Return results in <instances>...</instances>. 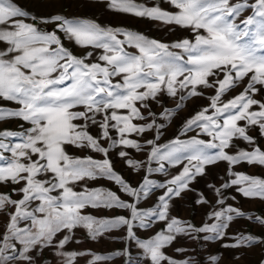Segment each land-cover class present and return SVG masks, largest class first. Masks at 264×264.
<instances>
[{
  "label": "snow or ice",
  "instance_id": "6c2138e0",
  "mask_svg": "<svg viewBox=\"0 0 264 264\" xmlns=\"http://www.w3.org/2000/svg\"><path fill=\"white\" fill-rule=\"evenodd\" d=\"M72 2L191 29L195 42L183 39L168 45L91 19L62 13L33 15L15 0H0V43L4 45L0 47V123L22 122L19 131L0 130V215L7 216L0 232V264H41L45 250L60 258L59 264H77L86 255L91 256L88 264L113 259L65 251L76 229H84L92 241L123 230L125 240L142 250L148 264H197L193 258L178 261L166 254L165 249L180 236L199 239L200 233H206L210 235L205 240L229 238L230 243L222 244L228 250L264 246V237L253 234L228 237V228L238 218L264 228V217L232 205L213 211L209 219L214 222L201 227L169 215L170 201L190 190V183L205 174L206 166L218 162H226L228 175L234 177L223 189L234 187L244 198L264 201V178L232 170L240 164L264 168V150L258 143V138L264 139V0H162L175 12L161 8L160 0L151 7L135 0ZM246 11L251 14L243 16ZM64 40L82 49H101L98 59L103 63L87 62L92 52L75 55ZM170 48L181 50L187 59ZM117 76L122 84L112 83ZM238 87L242 90L237 95L226 102L222 99ZM203 89L214 92L208 97L210 104L185 121L180 135L198 129V135L210 140L177 137L158 145L165 125L157 121L171 122L189 100L205 96ZM161 95L178 99L175 109L153 112L152 103L161 105ZM6 103L15 107H5ZM93 127L99 129L95 136L90 132ZM146 133L154 138L144 143L135 139ZM236 140L250 150L230 154L237 148ZM148 146L146 162L129 158L128 150L143 152ZM70 148L102 154L104 159L74 156ZM115 149L129 168L145 171L136 187L114 170L109 154ZM183 161L187 164L182 171L166 183L149 178L153 173L167 174L165 162L175 166ZM153 162L158 167L153 168ZM98 179L113 182L130 200L100 188L75 190L82 181ZM209 187L223 196L220 188ZM161 189L154 207H140ZM197 203L208 202L201 198ZM218 203L224 205L225 200ZM89 208L122 209L128 215L96 218L86 213ZM154 218L164 222V229L141 239L136 229L149 230ZM62 232L65 235L57 240ZM114 255L127 257L128 264H140L127 247ZM220 261V256L209 257V264Z\"/></svg>",
  "mask_w": 264,
  "mask_h": 264
},
{
  "label": "rangeland",
  "instance_id": "374dc122",
  "mask_svg": "<svg viewBox=\"0 0 264 264\" xmlns=\"http://www.w3.org/2000/svg\"><path fill=\"white\" fill-rule=\"evenodd\" d=\"M15 2L22 7L23 9L29 11L31 14L43 15L46 16L50 13H62L66 17H77L83 19H91L96 23L101 24L102 26L112 27L113 29L119 28L124 31H131L137 34H142L149 39H155L159 42L171 45L175 42L182 41L183 39H188L191 42H195L196 33L191 29L181 28L176 25H167L159 21H151L146 18H138L130 14H122L106 10L102 5L101 6H92L90 4L83 5L81 3H73L72 0H15ZM137 4H145L146 6H153L157 3L158 0H135ZM233 3L236 0H232ZM252 2V0H250ZM160 6L164 10L169 12L177 11L171 7L168 3L162 2L160 0ZM251 14L250 11H246L243 16ZM241 17V19L243 18ZM25 22L31 23V20ZM239 21H237L238 23ZM41 26V25H39ZM47 30H52V25H45ZM59 34V33H58ZM200 34L206 35L203 30H200ZM61 38L63 40V35ZM123 39V36L118 37ZM65 47L69 48L73 53L79 57H83L85 53L92 52L93 55L89 61L91 63H103L99 61L98 57L102 54L101 49H92L86 48L82 49L78 46H75L73 43L64 40ZM0 47H4L0 43ZM126 51L138 54L137 50L134 48H127ZM170 51L179 53L184 56V59H187V55L181 53L179 49L170 48ZM222 78V77H221ZM113 84H122L123 80L121 76L112 78ZM242 90V87L236 88L234 91L229 92L222 99L226 102L235 95H237ZM205 96L194 98L189 100L185 107L177 112V114L172 118L171 122L169 121H160L158 123H164L165 127L162 129V135L156 143L160 146H163L166 143H169L171 140L179 137L180 139H188L190 137H197L203 139L206 142L210 140L209 137L200 134L199 130L189 132L185 136H181L180 132L183 128L185 121L192 116H194L198 111L202 110L204 107L209 106L210 100L208 97L214 95L212 90L203 89ZM259 98V97H257ZM162 104L157 105L152 103V111L159 114L163 108L175 109L178 99H172L167 95H161L159 97ZM5 107H15V105L4 104ZM78 110H83L78 109ZM147 113H145L146 115ZM22 123L16 120H8L0 123V130L10 129L13 131H19V124ZM136 123H144L143 121H136ZM243 124V122H241ZM27 126V125H25ZM90 132L95 136L98 134L99 129L93 127L90 129ZM112 135L115 137L116 133L112 132ZM256 135V133H252ZM153 133H146L143 137H135L140 143H144L146 139H153ZM19 142V141H13ZM234 143L237 145V148L230 149V154H234L238 149L250 150L248 145L245 142L236 140ZM259 146L264 150V139L258 138ZM107 146V143H105ZM119 149L112 150L109 154V159L113 162L114 170L120 174L127 182H129L133 187H136L139 182L142 181V177L146 174L144 170L140 172L135 171L134 169L129 168L117 155ZM150 150V146L145 148L143 152H136L135 150H128L130 152L131 159L146 162L147 161V152ZM71 155L84 157L91 155L94 159L102 160L104 159L102 154L92 153L88 150L80 151L76 149H69ZM7 155V154H6ZM187 164V161H183L178 165H170L165 162V168L167 174L163 173H153L149 178L154 180L157 183H166L173 176L178 175L183 167ZM153 168L158 167V164L153 162ZM229 165L226 162H218L214 165L206 166L205 174L198 176L196 180L190 183V190L182 193V196L179 198H173L170 201L169 215L172 218H177L185 224H191L195 227H201L204 224H211L214 221L209 219V215L216 210H219L222 207L227 205H232L246 214L259 215L264 217V201L260 199H248L242 197L234 187L223 189L222 185L224 183H230V180L234 177L228 175ZM232 170L236 173H243L250 176L264 178V168L259 166H249L247 164H240L232 167ZM220 188L223 196H218L212 187ZM88 189H105L110 190L121 197V199L129 201L130 198L119 191V187L113 182L98 179V180H85L80 182L79 185L75 186L76 191L83 190V187ZM7 191V189H3ZM163 190H155V195H153L148 201L141 202V208H151L154 207L158 202V196L161 195ZM17 198V197H14ZM205 199L208 203L201 204L197 203L198 199ZM234 198V199H233ZM224 199L225 204L221 205L218 203V200ZM87 214H91L96 218H113L116 216H127L128 212L122 209H86ZM7 223V216L0 215V232L4 231V226ZM23 226V225H21ZM165 227L164 222L155 220L153 226L149 230L136 229L137 235L141 239H150L157 232H160ZM228 237H231L237 233L244 234H253L258 237H264V228L258 227L255 224L251 223L247 219L238 218L235 220L227 230ZM65 235L64 232L60 233L57 236V240L61 239ZM210 235L206 233H200L199 239H192L188 236H180L177 240L168 248L165 249L166 254L169 257H173L176 260H184L186 258H193L197 264H209L210 256H220V264H261L264 261V246H254L251 249H238V250H228L222 247L224 243H230L229 238L224 240H205L204 236ZM125 232L123 230H114L110 233H106L97 241H92L87 237L86 231L84 229H76L74 231L73 242L69 243L65 251H77V252H89L95 255H111L113 259L109 261H100L97 264H128L127 257L115 256L114 253L123 251L126 247L129 248L131 255L134 260L140 261V264H148V262L143 257V252L141 249L137 248L135 245L130 244L125 240ZM79 240L80 243L75 241ZM177 248L186 249V252L178 253L175 251ZM242 254V255H241ZM235 255H240V259H233ZM59 259L54 256V254L45 250L43 253V261L41 264H59ZM91 259V256H82L78 258L77 264H88V261Z\"/></svg>",
  "mask_w": 264,
  "mask_h": 264
},
{
  "label": "built area",
  "instance_id": "2783aa9c",
  "mask_svg": "<svg viewBox=\"0 0 264 264\" xmlns=\"http://www.w3.org/2000/svg\"><path fill=\"white\" fill-rule=\"evenodd\" d=\"M39 27L43 28L44 30H47V27L45 25H41Z\"/></svg>",
  "mask_w": 264,
  "mask_h": 264
}]
</instances>
